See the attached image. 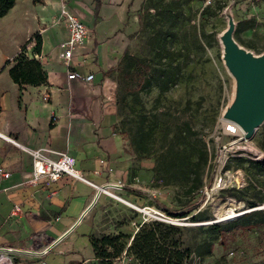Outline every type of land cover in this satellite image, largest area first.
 I'll list each match as a JSON object with an SVG mask.
<instances>
[{
	"label": "rangeland",
	"instance_id": "rangeland-1",
	"mask_svg": "<svg viewBox=\"0 0 264 264\" xmlns=\"http://www.w3.org/2000/svg\"><path fill=\"white\" fill-rule=\"evenodd\" d=\"M133 6L127 49L114 69L115 133L126 162L118 180L122 186L114 193L136 208L102 194L105 199L85 215L89 235L122 234L124 248L141 223L158 221L179 229L174 236L189 250L180 264H264V222L237 221L249 211L264 213V174L249 163L264 158V120L247 138L225 130L229 122L222 112L232 99L234 79L221 59L219 41L227 16L234 27L247 20L248 27L232 37L253 55L263 52L264 0H134ZM157 31L167 33L171 60L149 45ZM130 56L136 60L133 67H128ZM169 61L176 75L162 93L149 75L135 70H156ZM198 155L204 160L195 165ZM193 168L201 186L188 192ZM209 179L211 190L205 188ZM199 190L203 199L184 217L169 216L158 205L179 210L197 202ZM249 202L255 205L248 207ZM197 211L200 215L191 220ZM226 222L231 223L224 235L209 229ZM198 244L209 251L197 253ZM82 248L90 252L89 245ZM82 264L96 263L92 257Z\"/></svg>",
	"mask_w": 264,
	"mask_h": 264
},
{
	"label": "crops",
	"instance_id": "crops-1",
	"mask_svg": "<svg viewBox=\"0 0 264 264\" xmlns=\"http://www.w3.org/2000/svg\"><path fill=\"white\" fill-rule=\"evenodd\" d=\"M134 0H99L94 13L92 0H66L88 29L84 42L73 49L64 64L59 43L67 31L58 20L59 0H14L0 17V245L30 247L36 234H43L35 249L58 240L43 255L13 253L16 264H82L92 258L89 224L85 215L94 203L104 200L86 182L60 176L54 183L32 186L30 155L3 138L27 148H45L74 158V166L95 184L122 178L125 163L118 151L116 125V79L114 69L127 49L133 26ZM27 58L39 62L44 81L17 85L7 69L19 46ZM77 71L91 80L71 77ZM54 157V153L49 154ZM53 190L52 194H48ZM96 196V197H95ZM13 203L19 211L10 213Z\"/></svg>",
	"mask_w": 264,
	"mask_h": 264
},
{
	"label": "trees",
	"instance_id": "trees-1",
	"mask_svg": "<svg viewBox=\"0 0 264 264\" xmlns=\"http://www.w3.org/2000/svg\"><path fill=\"white\" fill-rule=\"evenodd\" d=\"M92 1L93 11L95 13L99 5V0ZM13 3L14 0H0V17L12 7ZM247 23V20L236 22L233 34H235L237 37L240 31H243L248 27ZM166 36V32H155V34H152L149 38V45L160 58H164L165 55H167L166 57H170L171 60L172 52L169 51L165 46ZM31 38L35 39V46H37V37L35 34H33L20 45L16 58L7 69L8 76L17 85H37L44 81V76L40 70L39 62L34 58H27L23 54V49ZM128 59L130 60L128 62V67H133L135 64L134 62L136 61L135 58L130 56ZM141 68L143 71L140 70ZM165 68H168V70ZM171 68V61H169L165 67H160L156 70L149 69L145 66H136L135 70L141 76L145 74L149 75L151 80L157 82L158 90L160 93H162L168 88L170 84L174 82L176 70L174 72H170ZM199 159L202 161L204 160L202 155H198L196 162H194L195 165ZM249 163L252 165V167L258 170V172L264 174V158L251 160ZM192 170L195 172H193L192 182L188 187V192H194L199 186H201V179L196 172L197 170L195 168ZM210 184L211 180L209 179L205 184V188L208 189ZM198 195L199 198L197 202L188 203L179 210L171 211L160 202L158 205L167 215L181 218L198 207V202L204 197L201 190H199ZM247 205L248 207H253L255 202H249ZM199 215L200 212L197 211L191 216V220L196 219ZM253 217L258 223L264 222V213H262L261 210H253L243 213L237 218V221L246 222ZM230 223L231 222H226L223 224L213 223L210 224L209 229L224 235L223 230L227 229ZM178 232L179 229L177 227L172 225H164L158 221L141 223L131 236L129 244L125 246V250L127 253L132 255L135 264H180L188 254L189 250L187 247L180 246L179 237L174 236ZM121 237H123V235L119 233L115 235L100 234L97 236H88V241L92 250V257L95 259L96 264H110L111 258L116 256L123 248V244L120 242ZM204 247L205 248H203L201 244H198L195 250L197 253L209 251V247L206 245H204Z\"/></svg>",
	"mask_w": 264,
	"mask_h": 264
},
{
	"label": "built area",
	"instance_id": "built-area-1",
	"mask_svg": "<svg viewBox=\"0 0 264 264\" xmlns=\"http://www.w3.org/2000/svg\"><path fill=\"white\" fill-rule=\"evenodd\" d=\"M66 0H59L58 7V20L62 23L67 31V37L59 43L60 53L59 56L64 64L69 62L71 58L72 51L77 46L81 45L87 37L88 29L83 24V22L77 17V15L69 10L65 5ZM68 74L71 77L82 78L84 80H91L92 74L82 76L77 71H69ZM226 131H231L229 125H225ZM5 140L17 146L21 150L27 152L31 157V178L26 182L29 185L35 186L40 184L38 182L39 178H43V185L48 186L54 183L60 176H68L72 179H76L82 182H86L93 186L98 193H102L109 197L114 196L119 198L114 191L120 190L122 184L119 181L114 183H104L102 185H95L81 174V172L74 166V158L68 156L62 152H52L49 149L45 148H27L20 145L15 140L3 136ZM54 153V157H51L49 154ZM8 172L3 170L0 167V177L7 178ZM214 184L211 185L208 189L211 190ZM53 190H49L48 194H52ZM113 193V194H112ZM204 193L207 194V191L204 190ZM203 194V193H202ZM19 205L13 203L10 213L14 214L19 211ZM160 219V218H159ZM43 239V234H36L33 238L32 245L30 247H19V246H1L0 245V264H16L12 256L13 253L23 252V253H32L37 256L43 255L46 253L49 248L55 244L58 240H52L48 244H44L41 249H35L37 242H40ZM133 257L131 254L127 253L125 247L121 252L112 257L110 264H132Z\"/></svg>",
	"mask_w": 264,
	"mask_h": 264
},
{
	"label": "water",
	"instance_id": "water-1",
	"mask_svg": "<svg viewBox=\"0 0 264 264\" xmlns=\"http://www.w3.org/2000/svg\"><path fill=\"white\" fill-rule=\"evenodd\" d=\"M233 30L234 23L227 16L219 41L221 59L234 79V91L222 118L239 126L244 138H247L264 120V51L259 55L246 51L233 39Z\"/></svg>",
	"mask_w": 264,
	"mask_h": 264
},
{
	"label": "bare ground",
	"instance_id": "bare-ground-1",
	"mask_svg": "<svg viewBox=\"0 0 264 264\" xmlns=\"http://www.w3.org/2000/svg\"><path fill=\"white\" fill-rule=\"evenodd\" d=\"M227 122V121H226ZM229 122V121H228ZM224 126H225V124H224ZM229 126H230V128H231V131L230 132H232V133H235V134H243L244 132L242 131V129L239 127V126H237L236 124H234V123H232V122H229ZM113 194V193H112ZM112 198H115L114 196H111ZM116 200H118V201H121V202H123V203H125V204H127V205H129V206H131V207H133V208H136L132 203H130L129 201H127V200H124L123 198H115ZM232 215H227L226 216V219L227 218H230Z\"/></svg>",
	"mask_w": 264,
	"mask_h": 264
}]
</instances>
